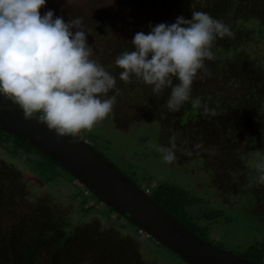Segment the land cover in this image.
Listing matches in <instances>:
<instances>
[{
	"label": "rangeland",
	"instance_id": "1",
	"mask_svg": "<svg viewBox=\"0 0 264 264\" xmlns=\"http://www.w3.org/2000/svg\"><path fill=\"white\" fill-rule=\"evenodd\" d=\"M146 1L47 0L40 9L41 14L52 9L65 21L80 17L87 45L92 48L91 58L116 77V88L108 93L115 96L112 112L91 131L82 130L77 135L139 185L156 184L164 178L187 189L190 197H195L190 211L210 226L206 237L244 255L253 243L264 242V184L256 183L257 171L248 164L258 159L257 152L264 153V144L257 138L246 139L251 131L248 123L264 129V90L260 89L262 103H255L262 110L245 119L235 115L237 104L254 103V93L264 87V0H150L152 6L142 10ZM164 10L171 12L170 17L184 15L189 19L193 11L206 12L229 27L233 42H244L241 49L218 58L211 47L214 58L206 59L205 65L214 74L203 79L200 70L194 79L202 82L199 89L204 94L215 91L227 102L226 120L244 122L238 141L231 134L221 137L222 124L211 120L202 123L203 131L196 137H189L193 126L171 117L165 104L158 107L157 100L148 104L139 97L138 102H132L130 91L136 97L143 87L152 88L135 76L131 79L138 83L136 87H119L124 82L119 79L123 69L115 65V59L134 50V34L147 33L149 24L160 23L155 18ZM205 103L211 106L212 101ZM206 123L218 127L205 131ZM173 134L177 158L165 163L155 146L171 147ZM14 141L12 136L0 137V264H188L153 236L140 234L134 223L91 191L86 195L84 185L66 169L53 164L44 171L39 166L44 156L36 149L16 147ZM215 166L233 169L235 177H243L240 172L249 170L242 180L250 186L244 190L225 184L214 173ZM84 198L87 202L83 204ZM91 206L94 208L86 210ZM211 209L222 210L223 216L212 222L202 217L203 211Z\"/></svg>",
	"mask_w": 264,
	"mask_h": 264
},
{
	"label": "clouds",
	"instance_id": "2",
	"mask_svg": "<svg viewBox=\"0 0 264 264\" xmlns=\"http://www.w3.org/2000/svg\"><path fill=\"white\" fill-rule=\"evenodd\" d=\"M46 3L0 0V94L21 108L26 120L35 117L58 137L76 139L112 112L115 96L108 93L116 88V77L91 58L82 19L65 21L52 9L41 14ZM232 34L222 21L203 11H193L190 19L180 15L173 23L149 24L147 33L139 31L132 37L134 50L115 59L123 69L119 79L129 82L135 76L159 93L173 85L175 77L179 82L171 88L167 109L178 111L190 100L198 107L200 99L191 98L193 81L200 70V76L211 75L205 60L214 58L213 41ZM204 110L215 115L214 109L204 106ZM169 143L171 147L155 146L165 163L177 158L175 134ZM255 155L258 159L248 164L257 171L256 183L264 184V153Z\"/></svg>",
	"mask_w": 264,
	"mask_h": 264
},
{
	"label": "water",
	"instance_id": "3",
	"mask_svg": "<svg viewBox=\"0 0 264 264\" xmlns=\"http://www.w3.org/2000/svg\"><path fill=\"white\" fill-rule=\"evenodd\" d=\"M0 128L51 157L102 202L174 250L189 264H264L203 238L103 152L77 135L58 137L0 94Z\"/></svg>",
	"mask_w": 264,
	"mask_h": 264
},
{
	"label": "trees",
	"instance_id": "4",
	"mask_svg": "<svg viewBox=\"0 0 264 264\" xmlns=\"http://www.w3.org/2000/svg\"><path fill=\"white\" fill-rule=\"evenodd\" d=\"M149 4H150V6H152V2L150 0L146 1V3L142 6V10H144V7L149 5ZM234 4L235 3H233V5ZM164 5L165 4L161 5V9H163ZM156 9H157V7L154 9V11ZM147 11L149 13L152 12L151 8ZM170 14H171V12L169 10H164V12H162L161 17L158 19L155 18V20H158L160 23L161 22L173 23V22H175L176 18L170 17ZM233 39H235V37H233V35H232V37H229V38L225 37V36L223 38L217 37L213 41L212 48H213L214 52H216V54H215L216 58L221 57L222 55H223L222 57H224L225 55L231 54L229 52L242 48V46L244 45V42L241 41L242 39H238V41H236V42H233ZM243 40L245 41V44H246L247 40H245V39H243ZM244 51H246V49H244ZM207 70H208V72L212 73L210 75V77H211L214 74V72L212 71V69H207ZM200 77L203 79L208 78L207 74H206V77H204V76H200ZM178 82H179L178 79H176L174 77L173 78V85H175ZM201 83L202 82H200V81H193L192 92H191V98L192 99H196V98L200 99V102H201L200 106L193 107L191 100H190V101L185 102L178 111L172 112V111L168 110L170 116L173 118H176L182 124H187V126H193V128L195 130L189 129L188 130L189 134L187 133L188 134L187 136L191 135L192 138L196 137V135L199 134L198 131H203L202 128H203L204 124H202V123H204L205 120H208V122L211 120V121L216 122L218 124V126L222 124L221 130H219V134L221 135V137H223L224 135H230L231 134V137L235 141L236 140L238 141L240 133L243 132V130L241 129V126L244 122L240 119L239 120L241 121V124L239 122L235 123L233 121V119H231V118H228L226 120L225 117H227V114H226L227 102L225 100H223L222 97L217 94V92L213 93L215 91H213L212 93H209L207 95H206V93L204 94V90H201V88L199 89ZM136 85H138V83L136 81H134L133 79H130L129 82H122L121 85L120 86L118 85V86L121 87V89H123V88H127V87L132 88V86L136 87ZM173 85L165 86L159 93H155L151 89H148L146 87H143L141 89V92L139 93V95L136 97L131 95L132 91H130L129 93H130V97L132 99V102H134V103L138 102V100H136L137 97H139L144 102L147 101L148 104H150V101L152 99H155V100H157L156 103L158 104V107H162L164 104L166 105L167 99L171 93V88ZM140 86H141V83H140ZM260 89L264 90V87L263 88L260 87L259 91H256L254 93V98H255L254 103L249 102V103L244 104V105H238L237 104L236 115H235V116H237V118L240 117L242 119H245L246 117H248V115L252 114L253 112L262 110V108H259V107L256 108V106H255V105H258V104H255L256 102H258L260 104L262 103V99L260 98V95H261ZM201 94H203V95H201ZM206 100H207V102H209L210 100L212 101L211 106H209L205 103ZM144 102H142V103H144ZM204 106H207V108L209 110L214 109L215 115H212L210 111L206 113L204 110ZM229 113L233 114L231 111ZM37 115H39V114H37ZM195 125H197V127ZM206 125L208 126L207 123H206ZM248 126H250L251 131L249 132V134L247 132L248 135L246 136V139L249 140V139H253V138L256 139L257 138L259 140V142L263 141V144H264V134H263L264 129L259 128V127L258 128L253 127L250 123H248ZM217 127L211 128L210 126H208L204 130L206 131L208 128L213 130V129H216ZM198 129H200V130H198ZM222 129H224L225 131H223ZM11 136L15 140L14 142L16 143V147L23 146V147H26L27 150L36 149L37 151H39L44 156V160H42L40 162V165H39L44 171L48 172L49 169L51 168V165H53V164H56V166L58 165L61 168H63L61 165L56 163L51 157H49L48 155H46L42 151L33 147L32 145H30L26 141L20 139L19 137L14 136L13 134H10L7 131L0 128V137L5 139L7 137L11 138ZM78 136L81 137L80 135H78ZM82 139H84V138H82ZM214 173L217 176H219L225 184H226V182H230L233 188L240 187V188L246 190V188L248 189V187L250 186L249 184H246V182L242 180L243 178H245V176L247 177L249 170H248V172H247V170L240 172L244 175L243 177H241V174H240V177H238V176L235 177L233 169H228V167L223 168L221 166H218V167L215 166L214 167ZM77 180H79V179H77ZM80 183H81V185H84L81 181H80ZM252 185H254V184H252ZM141 186H143V185H141ZM83 187H84L85 191L88 189V188H86L85 185ZM143 187L149 189L151 195L159 203H161L165 208H167L170 212H172L175 216H177L187 226H189L191 229H193L196 233H198L203 238L209 240L206 237V235H207V232H208L210 226L207 224H204L203 221L199 220L200 215L196 217L190 211V207L193 206L195 203V197H192V196L190 197L187 189L181 187L178 184L171 183L164 178L162 180H159L158 182H156V184H152V182H151L149 185L143 186ZM88 191L90 193L89 189H88ZM257 191H260V188ZM254 192H256V191H254ZM89 193H87L86 195H88ZM256 198H258V197H256ZM86 202H87V198H84L83 204ZM91 208L93 209L94 206H91L90 208L87 207L86 210H88V209L90 210ZM201 215H202V217H206V219H209V221L212 222V221L218 220V218L222 217L223 211L219 210V209L205 210V211H203V213ZM125 219H127V218H125ZM131 223H133V222H131ZM209 241L214 243L211 240H209ZM214 244H216V243H214ZM216 245H218V244H216ZM218 246H220V245H218ZM65 247H66V244H64V246L62 247V250H64ZM242 256L264 263V242L253 243L252 245L249 246V248L244 250V255H242Z\"/></svg>",
	"mask_w": 264,
	"mask_h": 264
},
{
	"label": "built area",
	"instance_id": "5",
	"mask_svg": "<svg viewBox=\"0 0 264 264\" xmlns=\"http://www.w3.org/2000/svg\"><path fill=\"white\" fill-rule=\"evenodd\" d=\"M86 193H89V191H88V189L85 191ZM140 233H142V234H147L143 229H140ZM148 235V234H147Z\"/></svg>",
	"mask_w": 264,
	"mask_h": 264
}]
</instances>
